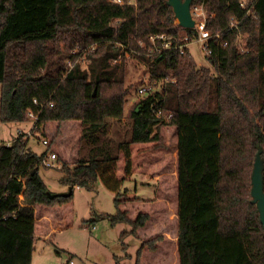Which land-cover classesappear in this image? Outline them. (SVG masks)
Here are the masks:
<instances>
[{"label": "trees", "instance_id": "obj_1", "mask_svg": "<svg viewBox=\"0 0 264 264\" xmlns=\"http://www.w3.org/2000/svg\"><path fill=\"white\" fill-rule=\"evenodd\" d=\"M203 2L207 28L227 40L211 42L214 72L189 52L138 55L150 80H165L135 100L130 138L113 148L102 140L105 118L122 117L128 94L116 43L136 49L151 34L178 40L194 30L175 22L166 0H0V121H25L36 98L47 140L40 153L23 134L0 145V264H31L37 240L51 243L73 226L74 187L93 190L98 181L114 193L115 212L102 215L130 226L121 237L140 240L134 264H264V227L250 193L258 146L264 158V0L256 19L239 0ZM231 16L241 23L226 32ZM77 55L86 62L65 68ZM158 108L171 117L162 121ZM48 150L62 163L68 196L48 195L39 174ZM134 173L156 180L152 198L121 190Z\"/></svg>", "mask_w": 264, "mask_h": 264}, {"label": "rangeland", "instance_id": "obj_2", "mask_svg": "<svg viewBox=\"0 0 264 264\" xmlns=\"http://www.w3.org/2000/svg\"><path fill=\"white\" fill-rule=\"evenodd\" d=\"M176 22V19H175ZM79 48L69 49V54H78ZM190 54L197 66L209 68L213 73L210 62L199 49V43L190 45ZM123 60L122 56L117 61ZM86 62L85 56H75L74 60L68 58L65 68L70 69L78 62ZM124 86L128 89L124 105V113L121 118L107 117V133L102 138L115 148L117 142L130 138V118L127 113L140 98L136 94V88L140 81L148 78L147 66L137 57H125ZM114 62V61H112ZM158 90L160 87H157ZM161 91V90H160ZM138 108H136L137 110ZM162 121L166 119L161 118ZM31 128V122L26 119L18 123H2L0 121V145L9 139L15 138L19 133L27 138V147L33 151H40L44 145L39 141L35 131L26 135ZM20 131V132H19ZM40 131V130H39ZM87 149V146H86ZM85 149L82 150V152ZM41 178L51 191L59 186L58 179L62 175L56 168L39 169ZM156 180L146 177L141 173H134L130 180L123 183L121 190L135 191L138 197L150 199L154 196ZM114 193L107 190L101 182H97L93 190L84 188L73 189V203L76 216L72 227L60 230L56 233L53 242L37 240L34 244L31 264H134L136 252L140 240L128 233L121 237L123 230H129L130 226L124 223L111 224L108 217L102 214H113L115 206ZM70 260L72 262L70 263Z\"/></svg>", "mask_w": 264, "mask_h": 264}, {"label": "built area", "instance_id": "obj_3", "mask_svg": "<svg viewBox=\"0 0 264 264\" xmlns=\"http://www.w3.org/2000/svg\"><path fill=\"white\" fill-rule=\"evenodd\" d=\"M108 1L120 5L135 3V0H108ZM256 1L257 0H239V5L244 9L245 15L250 17L251 19L257 18V11L255 9ZM203 3L204 2L202 0L200 3L190 5V14L192 19L194 20V25L193 27H191L194 30L192 34H185L178 40L172 34H167V33L151 34L148 36L149 44L146 45L144 42L138 41L139 48L136 49H134V47H131L127 43L123 44L121 42H117L116 45L119 46L121 51L124 52L125 57L128 56L137 57L138 55H144L150 59H153L157 56L162 55L166 51H170V50L177 51L180 54H184L185 52L190 53V45L193 42H198L199 49L203 51V53L205 54V58H207L212 53L211 42H214L215 44H218L220 46H225L227 44V40L222 38L221 30H217L214 32L211 31L209 28H207L206 19L211 14L206 12ZM240 23H241L240 18H238L237 16H231L228 20L226 32L238 30ZM244 37L245 35L239 32L236 39L237 49L241 51L246 50L244 44ZM118 57L120 58L121 55H119ZM117 59H114V61ZM164 80H165L164 78L159 80H150L148 76V78L143 79V82L142 81L139 82L136 88V94L141 98L148 96L149 94H153L156 91H160L164 83ZM157 87H160V89L158 90ZM33 103L38 107L36 110L32 108H28L26 111L25 116L26 119H28L31 122V128L27 130L25 136L27 134L30 135L32 130L35 131V135L39 136V141L45 147L47 144V140L41 135V131H39L41 126H39L38 124L39 115L41 113L43 105L40 104L36 98L33 99ZM50 105L52 104L50 103ZM155 115L160 119L164 118L166 120H168L171 117V113L164 111L162 108H158L155 112ZM14 139L15 138H13V140ZM42 163H43V167L49 169L51 168L60 169L62 167V163L58 161L57 154L52 150L46 151ZM71 262L72 260H70V263Z\"/></svg>", "mask_w": 264, "mask_h": 264}, {"label": "water", "instance_id": "obj_4", "mask_svg": "<svg viewBox=\"0 0 264 264\" xmlns=\"http://www.w3.org/2000/svg\"><path fill=\"white\" fill-rule=\"evenodd\" d=\"M192 0H166V4L172 8L174 18L181 27L191 28L194 20L190 14V5ZM261 146H258L253 168L251 172V202L257 207L260 221L264 227V158L261 156ZM72 193V186L59 192H48L50 197L56 195L68 196Z\"/></svg>", "mask_w": 264, "mask_h": 264}, {"label": "crops", "instance_id": "obj_5", "mask_svg": "<svg viewBox=\"0 0 264 264\" xmlns=\"http://www.w3.org/2000/svg\"><path fill=\"white\" fill-rule=\"evenodd\" d=\"M11 140H13V138L12 139H9V140H7L6 142H5V144H9L10 142H11ZM45 148V147H44ZM44 148H42V150H40V151H35V152H37V153H40V152H42L43 150H44ZM58 181H59V179H58ZM45 182V181H44ZM47 185V184H46ZM48 187V186H47ZM49 188V187H48ZM75 188H78V187H74V189ZM67 189V186H64V185H62L60 182H59V186L58 187H56V189H55V191L54 192H59V191H64V190H66Z\"/></svg>", "mask_w": 264, "mask_h": 264}]
</instances>
